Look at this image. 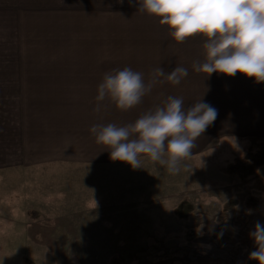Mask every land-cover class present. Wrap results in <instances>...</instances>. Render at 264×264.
<instances>
[{"label":"crops","instance_id":"crops-1","mask_svg":"<svg viewBox=\"0 0 264 264\" xmlns=\"http://www.w3.org/2000/svg\"><path fill=\"white\" fill-rule=\"evenodd\" d=\"M138 9L137 0H0V169L118 167L123 162L96 143L91 126L133 123L168 96L182 97L186 109L201 101L217 110L190 158L219 140L264 141V82L197 73L192 65L204 61V38L176 43L157 17ZM25 41L60 52L24 56ZM177 66L188 70L179 85L157 83L128 111L107 100L94 111L105 73L130 67L147 84L153 69L167 74ZM70 212L57 219L91 221Z\"/></svg>","mask_w":264,"mask_h":264},{"label":"rangeland","instance_id":"rangeland-1","mask_svg":"<svg viewBox=\"0 0 264 264\" xmlns=\"http://www.w3.org/2000/svg\"><path fill=\"white\" fill-rule=\"evenodd\" d=\"M55 52L25 41L24 56ZM257 146L215 141L178 174L151 160L0 169V264H258L249 233L264 225V166L247 178L228 172ZM68 210L91 221L57 219Z\"/></svg>","mask_w":264,"mask_h":264},{"label":"clouds","instance_id":"clouds-1","mask_svg":"<svg viewBox=\"0 0 264 264\" xmlns=\"http://www.w3.org/2000/svg\"><path fill=\"white\" fill-rule=\"evenodd\" d=\"M138 12L147 13L167 26L176 43L201 36L205 42L204 61L194 62L197 73L229 77L240 73L257 83L264 82V0H137ZM131 3V0H130ZM188 70L177 66L171 73L155 68L146 84L144 74L130 67L105 73L97 86L94 111L107 100L120 111H128L142 102L157 83L179 85ZM163 78V79H161ZM217 110L198 101L185 108L182 97L168 96L133 123L117 126L96 124L89 129L96 143L110 151L113 161L141 168L148 157L178 174L181 164L192 155L195 141L216 119ZM257 245L249 258L264 264V225L255 223L249 233Z\"/></svg>","mask_w":264,"mask_h":264},{"label":"trees","instance_id":"trees-1","mask_svg":"<svg viewBox=\"0 0 264 264\" xmlns=\"http://www.w3.org/2000/svg\"><path fill=\"white\" fill-rule=\"evenodd\" d=\"M264 166V141L258 143L257 149L254 152H247L242 160L236 164L228 167V172L231 174H237L242 178H247L254 175L259 167ZM242 219L239 218V224H242ZM117 258L110 260L111 264L116 263ZM24 264H32L27 258L24 260Z\"/></svg>","mask_w":264,"mask_h":264}]
</instances>
